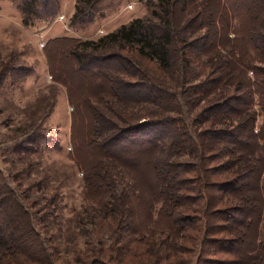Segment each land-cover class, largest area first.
<instances>
[{"label": "trees", "instance_id": "1", "mask_svg": "<svg viewBox=\"0 0 264 264\" xmlns=\"http://www.w3.org/2000/svg\"><path fill=\"white\" fill-rule=\"evenodd\" d=\"M56 1L14 2L23 24L29 26L34 20L53 17ZM99 1L77 0L71 23H89L114 12L116 6L97 7ZM147 1L152 7L154 2ZM156 1L154 7L158 10H151L152 17L134 18L95 40L62 37L48 43V47L72 43L68 55L74 70L78 75H88L89 87L99 91L97 99L125 106L145 103L160 109L151 118L139 114L133 121L127 113L124 119L129 121L124 126L118 125L114 116L104 114V130L94 126L78 131L72 125L73 159L82 170L88 195H104L102 207L110 217L107 228L112 236L104 235V250L98 247L100 257L90 264H110L111 260L115 264H159L160 258H166L167 236H177L194 223L204 228L201 245L205 247L216 245L208 243V234L219 221L230 230L239 227L234 239L216 241L236 245L245 240L249 228L262 215L264 125L255 131L256 114L250 107L256 96L264 114V0ZM96 64H103L104 72ZM8 69L1 72L2 81ZM60 72L52 67V80L72 89L69 82H62ZM227 90L230 92L225 94ZM210 97L211 101L197 113V120L208 126L191 131L188 107L196 108ZM69 102L76 109L73 97ZM90 108L94 113L92 103ZM42 141L39 131L29 133L16 151L30 152V145ZM164 141L170 143L171 158L194 153L201 167L171 162L170 158L157 160ZM88 144L104 152V184L99 185L93 178L94 164L85 168L80 152ZM218 159L223 161L206 167L208 161ZM144 165L156 174L149 177ZM212 170L231 172L232 176L214 182L210 179ZM191 173H195L191 178L184 177ZM187 182L192 183L186 189L193 194H185L182 199L177 196L168 207L171 190L183 189ZM2 186L0 264H50L48 248L35 226L38 216L24 207L15 191ZM113 192L117 198L111 196ZM166 193L163 203L167 202V208L162 205L154 217L162 224L151 227L154 203ZM226 200L230 204L220 207ZM192 203L202 205L190 208ZM183 206L191 211L181 213L178 207ZM144 215L147 222L139 225ZM132 236L145 239L146 243L141 242L147 248L131 246ZM254 245L248 250L249 256L257 254L256 241Z\"/></svg>", "mask_w": 264, "mask_h": 264}, {"label": "rangeland", "instance_id": "2", "mask_svg": "<svg viewBox=\"0 0 264 264\" xmlns=\"http://www.w3.org/2000/svg\"><path fill=\"white\" fill-rule=\"evenodd\" d=\"M14 1L0 0V78L1 72L9 68L4 80L3 77L0 79V184L15 191L24 207L38 216L35 226L48 248L50 264H90L100 257L97 249L104 248V235L112 236L107 228L110 217L102 207L104 195H88L82 170L73 159L72 125L78 131L90 130L94 126L104 130V114L114 116L118 125L124 126L129 121L124 119L127 113L131 115L130 121H133L139 118V114L151 118L160 109L145 103L125 106L104 98L97 99L99 91L89 87L91 81L88 75H78L74 70L73 61L68 55L72 43L50 44L49 47L48 43L51 39L62 37L95 40L134 18L152 17L151 10H158L154 7L157 1L152 0L154 3L149 8L147 0H100L97 7L113 9L116 6L114 12L93 18L89 23L72 24L77 0H57L53 17L34 20L29 26L23 24ZM119 52L125 54L122 50ZM96 66L104 72L103 64ZM52 67L61 71L62 82H69L72 89L68 90L66 85L52 80ZM111 74L116 75L115 72ZM70 96L76 102V109L69 102ZM211 98L201 101L196 108L188 107L186 112L189 114L191 131H200L208 126V123L202 124L197 120V113ZM91 103L94 113L90 108ZM250 108L256 114V131L264 125V114L260 111L256 96ZM177 114L183 116L182 113ZM37 131L43 138L42 142L30 145V152L16 151L27 141L29 133L35 134ZM169 146L167 141L161 143L157 160L170 158L171 162L193 163L201 167L194 153L171 158ZM80 154L84 155L85 168L94 164L91 170L95 169V174H92L95 181L99 185L104 184L103 150L88 144ZM222 161L210 160L206 167L212 168ZM143 169L149 177L152 173L156 174L147 165ZM194 174L184 177L191 178ZM231 176V172L216 173L212 170L210 179L216 182ZM191 184H183L186 185L183 189L173 188L172 202L168 203V207L178 199L177 196L182 199L185 194H193L186 189ZM114 195L117 198L115 192L111 196ZM167 195H161L154 203L150 226L162 224V220L156 222L154 217L162 205L167 208V202L163 203ZM229 204L226 200L219 205L223 207ZM201 205L192 203L190 208ZM178 210L181 213L191 211H186V206L178 207ZM145 221L147 218L144 215L138 224ZM240 230L239 227L227 229L224 221H219L208 234L211 237L208 243L216 245L205 247L201 245L204 228L201 223H194L177 236H167L166 258H160L162 261L159 264H264V206L260 220L249 228L244 241L236 245L226 241L216 242L219 238L234 239ZM141 240L146 243L140 236H132L129 244L147 248ZM255 241L257 254L249 256L248 250H252ZM16 261L21 262L17 256ZM110 262L115 264L112 260Z\"/></svg>", "mask_w": 264, "mask_h": 264}, {"label": "built area", "instance_id": "3", "mask_svg": "<svg viewBox=\"0 0 264 264\" xmlns=\"http://www.w3.org/2000/svg\"><path fill=\"white\" fill-rule=\"evenodd\" d=\"M128 6H130V4Z\"/></svg>", "mask_w": 264, "mask_h": 264}]
</instances>
